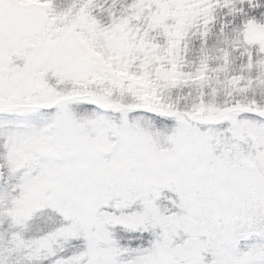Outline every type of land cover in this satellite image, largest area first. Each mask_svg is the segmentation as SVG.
<instances>
[{"label":"snow or ice","instance_id":"obj_1","mask_svg":"<svg viewBox=\"0 0 264 264\" xmlns=\"http://www.w3.org/2000/svg\"><path fill=\"white\" fill-rule=\"evenodd\" d=\"M0 264H264V0H0Z\"/></svg>","mask_w":264,"mask_h":264}]
</instances>
